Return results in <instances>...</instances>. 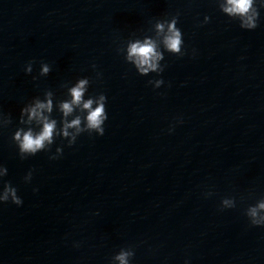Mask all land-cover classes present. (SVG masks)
<instances>
[{"label":"water","instance_id":"1","mask_svg":"<svg viewBox=\"0 0 264 264\" xmlns=\"http://www.w3.org/2000/svg\"><path fill=\"white\" fill-rule=\"evenodd\" d=\"M222 2L0 0V119L11 120L0 125V191L10 183L22 200L0 203V264H113L122 248L130 264H264V226L245 214L264 198V0L252 30ZM173 17L183 55L155 29ZM145 38L163 52L160 74L125 60ZM81 78L85 99L107 98L104 134L70 147L57 136L21 159L15 131L40 128L20 123L22 108L52 91L46 115L59 130L58 105ZM225 198L235 207L222 209Z\"/></svg>","mask_w":264,"mask_h":264},{"label":"clouds","instance_id":"2","mask_svg":"<svg viewBox=\"0 0 264 264\" xmlns=\"http://www.w3.org/2000/svg\"><path fill=\"white\" fill-rule=\"evenodd\" d=\"M260 8H264V2L259 4ZM220 10L230 18L238 19L240 27L243 29H255L259 18V9L257 0H223L219 3ZM205 17V22L208 21ZM158 34H162V43L164 50L175 54L183 55V38L182 32L177 27V18L163 22L158 21L155 25ZM127 55L125 60L131 63L136 68L137 72L144 76L149 73L160 74L164 71V67L160 61L164 59L163 52L158 49L155 40L145 38L142 42L136 40L130 42L127 46ZM26 73L32 72L31 62L25 68ZM50 72V66L46 63L41 64L40 75L46 76ZM35 79V77H34ZM150 84L159 88L164 81L162 79L150 80ZM88 78L79 79L73 87L69 89L70 100H63L59 103V111L63 116V126L57 129V120L50 118L53 111L52 91L45 92V99L42 101L35 98L34 102L29 103L21 110L20 123L23 125H32L33 122L40 126L39 131H34L33 127L28 126L27 130L21 127L18 128L12 139L18 147L21 159L29 156H35L38 152L50 150V146L54 143L57 136L68 140V146H72L77 137L84 132L89 134L95 132L102 136L104 134V122L107 120V112L105 108L106 96L100 94L95 97L85 99V93L88 90ZM80 109L83 115H77L69 121V117L75 109ZM11 123L10 118L0 119V125L6 126ZM74 129V131H69ZM62 148L56 149V154L50 156V159H57L62 154ZM7 175V168L0 165V178ZM31 171L25 177V181L31 180ZM11 201L16 205H21L22 200L17 195V189L10 183H4L2 191H0V203ZM222 209L234 208V198H225L221 202ZM252 226H264V198H261L253 206H249L246 210ZM134 251L131 248H122L113 259V264H130V259L134 256Z\"/></svg>","mask_w":264,"mask_h":264}]
</instances>
